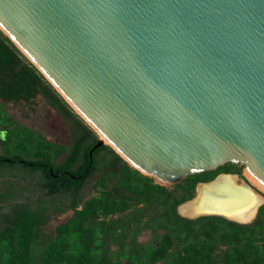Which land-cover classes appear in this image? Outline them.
I'll use <instances>...</instances> for the list:
<instances>
[{
  "label": "water",
  "instance_id": "1",
  "mask_svg": "<svg viewBox=\"0 0 264 264\" xmlns=\"http://www.w3.org/2000/svg\"><path fill=\"white\" fill-rule=\"evenodd\" d=\"M0 28L99 133L90 156L165 184L240 163L264 186V0H0ZM227 173L250 185L195 190ZM195 190L181 216H223L182 214Z\"/></svg>",
  "mask_w": 264,
  "mask_h": 264
},
{
  "label": "trees",
  "instance_id": "2",
  "mask_svg": "<svg viewBox=\"0 0 264 264\" xmlns=\"http://www.w3.org/2000/svg\"><path fill=\"white\" fill-rule=\"evenodd\" d=\"M38 94L46 97L69 121L73 138L66 157L54 163L49 157L28 159L17 153L0 154V163L20 162L31 169H40L41 188L46 192L72 191L69 205L74 211L58 224L55 237L42 247L38 264H111L109 250L112 242L119 244L115 251L118 259L119 256H129L132 261L140 260L144 264H264V204L259 207L256 219L249 223H238L219 215L190 218L181 216L176 210L180 202L193 195L197 181L210 179L219 171H232V162L188 174L173 183L172 188H167L154 182L152 176L129 166L107 144L94 148L90 156L89 151L97 140L95 132L0 28V97L30 100ZM41 141L42 146L48 143ZM102 150L109 155H99ZM100 162L105 168L101 177L104 189L83 200L81 208H76L79 190ZM49 168L60 174L54 175ZM108 180L113 181L111 187L105 183ZM12 187L7 186V192L0 193V200L13 192ZM114 213L120 215L110 217L108 221L97 220L99 216ZM124 218L133 221L134 231L149 226L164 230L154 242L144 243L141 252L126 253L123 242L119 243L123 237L124 223L121 220ZM5 220L0 227V261L4 264H31V244L37 225L44 222L42 207L17 204L6 214ZM222 244L228 247L222 250Z\"/></svg>",
  "mask_w": 264,
  "mask_h": 264
},
{
  "label": "rangeland",
  "instance_id": "3",
  "mask_svg": "<svg viewBox=\"0 0 264 264\" xmlns=\"http://www.w3.org/2000/svg\"><path fill=\"white\" fill-rule=\"evenodd\" d=\"M73 110L77 113L74 108ZM77 114L88 124L79 113ZM92 130L98 137L99 133L93 128ZM72 138L69 121L64 119L42 94H38L30 100H6L0 97V154L14 155L17 153L28 159H48L49 157L54 163H59L66 157ZM41 140L48 142L46 144H53V146L49 145L48 147L46 144L42 146L43 141ZM46 155L47 157H45ZM99 155L108 156L109 154L106 150H102ZM80 159L81 157L78 158L77 162ZM233 164L234 168L237 169L235 171L244 172L242 164ZM104 169L100 162L98 167L87 177L83 187L79 190L77 197L79 204L76 208L82 207L83 200L102 192L104 186L101 183V177ZM34 170L20 162L0 163V193L7 192V186H13V192L7 194L5 199L0 200V227L6 221V214H9L12 207L17 204H29L33 208L42 207L44 222L37 225V233L31 244L33 254L31 264H38L37 260L42 252V247H45L47 242L55 237L58 224L68 219L74 209L69 205L73 196L70 189L61 190L54 194L46 192L41 188L40 169ZM248 181L251 182L249 179ZM154 182L158 181L154 179ZM105 183H107L108 187H111L113 181L108 180ZM160 184L167 188L174 186L173 183ZM197 188L196 186V190L194 189V196ZM254 189H256L257 193L260 191L255 186ZM257 214L258 211L250 222L256 219ZM119 215L114 213L107 216H99L97 220L105 219L108 221L110 217L116 218ZM121 221L124 226L121 229V236L123 237L119 239V243L123 242V250L126 253L131 251L141 252L144 243L154 242L164 230V228L155 230L154 227L149 226L142 227L139 231H134L132 220L124 218ZM117 232H120V227H117ZM118 245V243L113 242L110 244L111 264H144L140 260L132 261L129 256H119L118 259L115 252ZM220 246L222 250L228 247L226 244ZM0 264H4V261H0Z\"/></svg>",
  "mask_w": 264,
  "mask_h": 264
},
{
  "label": "bare ground",
  "instance_id": "4",
  "mask_svg": "<svg viewBox=\"0 0 264 264\" xmlns=\"http://www.w3.org/2000/svg\"><path fill=\"white\" fill-rule=\"evenodd\" d=\"M108 142V141H106ZM109 143V142H108ZM247 185L234 174H219L209 182L197 185L196 195L179 206V211L187 216L199 213H217L238 221H250L257 207L264 203V186L253 180ZM260 190L256 191L254 186ZM256 191V192H255Z\"/></svg>",
  "mask_w": 264,
  "mask_h": 264
},
{
  "label": "flooded vegetation",
  "instance_id": "5",
  "mask_svg": "<svg viewBox=\"0 0 264 264\" xmlns=\"http://www.w3.org/2000/svg\"><path fill=\"white\" fill-rule=\"evenodd\" d=\"M235 170H237V169H236V168H233V169H232V171H235ZM49 171H50V168H49ZM53 173H54L55 175H59V174H60V172H56V173L53 172Z\"/></svg>",
  "mask_w": 264,
  "mask_h": 264
}]
</instances>
